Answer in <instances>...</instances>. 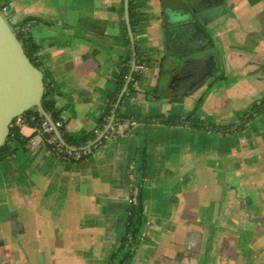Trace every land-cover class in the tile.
I'll use <instances>...</instances> for the list:
<instances>
[{"label":"crops","instance_id":"0c3cea01","mask_svg":"<svg viewBox=\"0 0 264 264\" xmlns=\"http://www.w3.org/2000/svg\"><path fill=\"white\" fill-rule=\"evenodd\" d=\"M188 1L198 16L187 34L204 58L179 69L174 59L187 50L174 37L167 47L161 0H134L147 69L119 108L141 119L194 114L223 130L127 121L81 162L44 144L19 148L0 163V264H111L139 187L145 222L127 264H264V111L237 131L264 103V0ZM0 3L10 25L30 20L64 133L92 142L121 72L132 70L125 0ZM210 56L217 66L205 83L177 84Z\"/></svg>","mask_w":264,"mask_h":264},{"label":"water","instance_id":"95a60500","mask_svg":"<svg viewBox=\"0 0 264 264\" xmlns=\"http://www.w3.org/2000/svg\"><path fill=\"white\" fill-rule=\"evenodd\" d=\"M161 12L167 33V47H169L174 37L179 41L182 40L180 45L187 50V53L189 52L188 54L185 53L181 57L174 59L176 68L183 69L189 63L204 58L203 54L193 52L196 48L195 39L197 35L191 34L189 36L187 34L189 26L193 24V19L198 16L197 9L194 8L188 0H161ZM125 20L133 49L132 70L117 99L107 129L104 131L103 135L97 139V142L102 140L115 124L117 110L128 91L137 62L136 42L130 17V0H125ZM216 66L217 62L215 58L210 56L205 60V66L200 71L187 77L189 80L196 79V81L193 82L192 85H188V87L194 89L196 86L205 82L207 78L213 75ZM44 95L45 83L43 72L33 65L27 57L23 45L17 38L6 17L0 11V149L6 144L10 135L11 123L18 116L33 109H37L53 124L51 116L43 107ZM56 134L59 139L65 143L59 131H56Z\"/></svg>","mask_w":264,"mask_h":264},{"label":"trees","instance_id":"16d2710c","mask_svg":"<svg viewBox=\"0 0 264 264\" xmlns=\"http://www.w3.org/2000/svg\"><path fill=\"white\" fill-rule=\"evenodd\" d=\"M6 7V4L0 3V11L3 13L4 9ZM134 0H130V17H131V25L133 29V33H135V28L137 25V22L135 20L134 15ZM30 20H25L24 22L20 23L18 26H11L14 30L17 38L23 45L24 51L27 55V57L30 59L33 65H35L39 70H41L44 74V83H45V95L43 98V107L45 111L51 116L53 120L60 119L59 112L55 109V102L50 98V86L52 85V82L50 81V75L49 73L43 68L42 64L39 62V45L34 40L31 33L26 29V25ZM136 53H137V64L141 62L140 55L138 53V48L136 47ZM131 61V59H128V62ZM131 64L129 63L128 66L124 68V70L121 72L118 83H117V89L116 91L110 95V105L106 108L105 114L103 119L101 120L100 125H104L107 123V121L110 119L112 115V111L114 109V106L117 102L118 96L123 90L127 78L129 76ZM142 76L138 75L137 73L133 74V78L138 82ZM136 83L131 82L128 88V93L133 91L134 85ZM158 88V87H157ZM155 89L153 92V95L159 99L157 95L158 89ZM126 95L124 96L123 100L125 99ZM264 111V103L262 105H256L254 106L250 112L246 113L243 117L240 125L237 126V131H241L245 128V125H247L251 120H253L257 115L261 114ZM30 112V111H29ZM31 112H37V109L31 110ZM134 122H145L148 124H162L166 126H189L194 129H204L209 131H221L223 130L222 126H218L215 124L208 123L206 121L196 119L194 117V114L186 117L181 118L178 116L170 115V116H164L159 115L156 117H149L145 119L138 118H131L124 116L121 112V108L117 110L116 113V121H115V127H118L119 124H124L127 121ZM13 135H15V138H13ZM62 135L65 141L68 145L74 146V147H83L87 145V143H83L80 141L73 140L72 138L68 137L64 131L62 130ZM112 131L109 133V136H112ZM35 136V134L33 135ZM28 139L23 136L20 130H14L12 127H10V135L6 142V144L0 149V163L11 157L19 148H23L26 141ZM95 140V137H92V141ZM106 141V138H103L101 140V144H104ZM11 142H14L15 147H12L10 144ZM138 157L139 162L141 164L140 171L142 173V179L143 181L146 179L147 176V170L149 166V156L147 149H142L138 151ZM143 190L141 187H139L135 198L136 202L134 204H131L132 207L129 210V218L127 222V232L126 236L121 241V246L119 248V251L117 254H115L111 259V264H127L129 260L132 258L134 250L136 246L139 243L140 240V234L142 226L145 222L143 212H144V203H143V197H142ZM120 255V256H119Z\"/></svg>","mask_w":264,"mask_h":264},{"label":"built area","instance_id":"2783aa9c","mask_svg":"<svg viewBox=\"0 0 264 264\" xmlns=\"http://www.w3.org/2000/svg\"><path fill=\"white\" fill-rule=\"evenodd\" d=\"M147 66L145 63L136 62V66L134 68V73L138 75H143L146 71ZM131 82L137 83V81L132 77ZM53 120V119H52ZM110 119L106 124L100 125L94 131L95 140L88 143L83 147H74L67 144L65 141L62 142L56 134V131L62 135V130L64 129V122L62 119L53 120V124L46 119L38 110L37 112H27L21 116H18L13 120L11 126L14 130L23 129H32L35 136L28 139L23 146L25 151H33L37 149L41 144L46 145L49 151L60 161L63 162H81L88 157L92 156L96 151H98L102 144L101 140L97 142V139L101 137L104 131L107 129ZM118 133L117 127L115 124L111 127V129L107 132V134L103 138H108L109 133ZM15 138V135H13ZM12 147H15L14 142L10 144ZM137 193V192H136ZM135 193V195H136ZM136 202V198L133 197L129 200L130 204H134Z\"/></svg>","mask_w":264,"mask_h":264},{"label":"flooded vegetation","instance_id":"af4514ba","mask_svg":"<svg viewBox=\"0 0 264 264\" xmlns=\"http://www.w3.org/2000/svg\"><path fill=\"white\" fill-rule=\"evenodd\" d=\"M198 71H200V70L193 71V72H191V74L197 73ZM195 81H196L195 78H194L193 80H189V79H187V77H186V78H184L183 80L178 79L176 82H177L178 85L181 84V83H183V84H185V85H192L193 82H195ZM206 81H207V80H206ZM206 81H205V82H206ZM205 82H204V83H205ZM202 84H203V83H202ZM202 84H200V85H202Z\"/></svg>","mask_w":264,"mask_h":264},{"label":"rangeland","instance_id":"374dc122","mask_svg":"<svg viewBox=\"0 0 264 264\" xmlns=\"http://www.w3.org/2000/svg\"><path fill=\"white\" fill-rule=\"evenodd\" d=\"M12 26V25H11ZM211 79V78H210ZM210 79H208V81H210ZM186 90H190V88L189 87H186ZM167 92H169V89H167ZM251 122V121H250ZM241 123H243V122H241ZM15 154V153H14ZM13 156V155H12Z\"/></svg>","mask_w":264,"mask_h":264}]
</instances>
